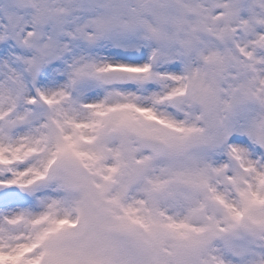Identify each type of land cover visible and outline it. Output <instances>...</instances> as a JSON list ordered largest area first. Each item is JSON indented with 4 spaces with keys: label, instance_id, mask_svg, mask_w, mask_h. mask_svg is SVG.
Instances as JSON below:
<instances>
[{
    "label": "snow or ice",
    "instance_id": "1",
    "mask_svg": "<svg viewBox=\"0 0 264 264\" xmlns=\"http://www.w3.org/2000/svg\"><path fill=\"white\" fill-rule=\"evenodd\" d=\"M0 264H264V0H0Z\"/></svg>",
    "mask_w": 264,
    "mask_h": 264
}]
</instances>
